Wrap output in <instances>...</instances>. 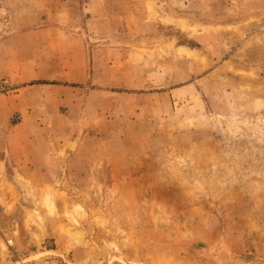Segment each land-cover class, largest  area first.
<instances>
[{"label": "rangeland", "instance_id": "374dc122", "mask_svg": "<svg viewBox=\"0 0 264 264\" xmlns=\"http://www.w3.org/2000/svg\"><path fill=\"white\" fill-rule=\"evenodd\" d=\"M69 1L106 83L48 88V30L39 77L0 79L50 95L39 130L0 109V264H264V0ZM45 15L0 0V59Z\"/></svg>", "mask_w": 264, "mask_h": 264}, {"label": "crops", "instance_id": "0c3cea01", "mask_svg": "<svg viewBox=\"0 0 264 264\" xmlns=\"http://www.w3.org/2000/svg\"><path fill=\"white\" fill-rule=\"evenodd\" d=\"M70 6L69 0H48V15H45L48 17V27L38 30H25L21 35H18V38H23V42L13 44L6 49V51L14 53L10 62L5 63L8 61L0 59V79L8 78L10 84L15 83L17 85L32 83L39 77L38 63L44 61L37 62V57L34 55L37 48L36 43L39 42H36L34 37L42 35L44 31L48 30V38L44 41V43H48V88L68 94L75 85L78 87L87 85L89 90L84 91V93L92 92L94 94V85L106 83L102 75L95 72L94 67H92L94 65L92 62L94 58L92 55L93 42L95 37L100 36L92 33L89 28L71 30L70 21L75 19ZM43 88L44 86L34 87L28 93H22L14 88L13 91L15 90L17 93L4 96V99L0 98L1 101H5V108L1 107L0 109L5 114L8 113L6 123L9 129H13L15 132L19 131L28 118H33L35 121H32V124L38 126V130L40 129L39 122L37 123V119H35V116H39L36 107H22L21 100L27 101L28 105H33L35 101L44 102L48 100L50 95L43 94ZM36 90H39L40 93L38 94ZM61 99H63L61 95L57 96L58 102ZM13 115H18L19 122L11 121L10 117ZM23 142V146L18 145V150L29 147V140ZM9 151L10 148L6 143L0 146V160L2 152L7 154Z\"/></svg>", "mask_w": 264, "mask_h": 264}]
</instances>
